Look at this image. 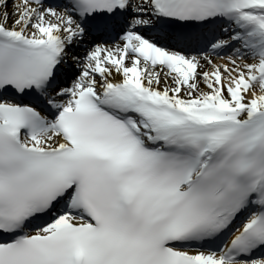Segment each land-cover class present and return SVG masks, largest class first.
I'll list each match as a JSON object with an SVG mask.
<instances>
[{"label":"snow or ice","instance_id":"snow-or-ice-1","mask_svg":"<svg viewBox=\"0 0 264 264\" xmlns=\"http://www.w3.org/2000/svg\"><path fill=\"white\" fill-rule=\"evenodd\" d=\"M0 264H264V0H0Z\"/></svg>","mask_w":264,"mask_h":264},{"label":"bare ground","instance_id":"bare-ground-1","mask_svg":"<svg viewBox=\"0 0 264 264\" xmlns=\"http://www.w3.org/2000/svg\"><path fill=\"white\" fill-rule=\"evenodd\" d=\"M9 10H11V4H9Z\"/></svg>","mask_w":264,"mask_h":264}]
</instances>
